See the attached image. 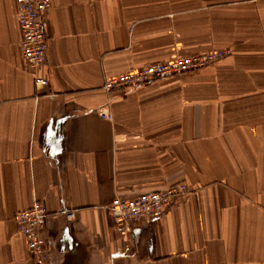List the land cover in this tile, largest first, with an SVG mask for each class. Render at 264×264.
<instances>
[{
    "label": "crops",
    "instance_id": "obj_1",
    "mask_svg": "<svg viewBox=\"0 0 264 264\" xmlns=\"http://www.w3.org/2000/svg\"><path fill=\"white\" fill-rule=\"evenodd\" d=\"M42 20L31 69L16 2L0 0V264H33L15 213L34 201L50 264H264V0H51ZM221 49L199 70L102 87ZM179 182L187 195L119 235L114 199Z\"/></svg>",
    "mask_w": 264,
    "mask_h": 264
},
{
    "label": "built area",
    "instance_id": "obj_2",
    "mask_svg": "<svg viewBox=\"0 0 264 264\" xmlns=\"http://www.w3.org/2000/svg\"><path fill=\"white\" fill-rule=\"evenodd\" d=\"M17 21L20 28V51L26 67L34 69L46 60L47 35L43 27V13L49 8L51 0H15ZM229 54L228 49L211 50L206 53L175 57L172 60L138 67L117 76L106 77L103 89L111 92L120 88H136L152 80L178 76L189 71L205 68ZM36 85L47 84L46 79L36 76ZM101 117L111 119L109 113ZM189 193L183 183L170 184L157 191L143 192L127 199H114L107 207L108 215L118 233L123 238L132 239L133 223L140 219L156 218L166 208L175 204ZM72 218V210L64 213ZM48 216L43 201H34L29 207L15 213L18 233L25 238L26 247L34 264H50V251L41 232V224Z\"/></svg>",
    "mask_w": 264,
    "mask_h": 264
},
{
    "label": "rangeland",
    "instance_id": "obj_3",
    "mask_svg": "<svg viewBox=\"0 0 264 264\" xmlns=\"http://www.w3.org/2000/svg\"><path fill=\"white\" fill-rule=\"evenodd\" d=\"M18 232V231H17ZM22 235V234H21ZM120 235V234H119ZM23 236V235H22ZM121 236V235H120ZM24 237V236H23ZM122 237V236H121ZM123 238V237H122ZM25 239V238H24ZM34 264V263H33Z\"/></svg>",
    "mask_w": 264,
    "mask_h": 264
}]
</instances>
